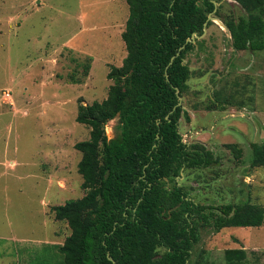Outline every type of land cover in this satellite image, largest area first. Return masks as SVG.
<instances>
[{"label": "rangeland", "instance_id": "374dc122", "mask_svg": "<svg viewBox=\"0 0 264 264\" xmlns=\"http://www.w3.org/2000/svg\"><path fill=\"white\" fill-rule=\"evenodd\" d=\"M220 3L224 14L241 15L234 1ZM128 13L125 0H0V264H62L59 245L70 228L51 207L84 194L74 144L89 127L75 120L77 104L107 96V73L126 56ZM211 17L185 56L187 118L178 129L219 163L186 170L179 182L196 202L248 199L264 208V166L248 160L251 144L264 141V50H234L223 18ZM210 99L224 109L209 108ZM105 130L112 138L115 120ZM227 143L242 150L240 159ZM240 247L243 264H264V214L258 227L200 229L192 259L225 264L224 250Z\"/></svg>", "mask_w": 264, "mask_h": 264}, {"label": "trees", "instance_id": "16d2710c", "mask_svg": "<svg viewBox=\"0 0 264 264\" xmlns=\"http://www.w3.org/2000/svg\"><path fill=\"white\" fill-rule=\"evenodd\" d=\"M125 1L126 56L107 73L112 84L104 99L77 104L75 120L89 127L88 138L74 144L81 154L77 172L84 194L51 207L54 219L70 228L59 245L62 264H208L192 259L200 229L258 227L264 208L248 199L196 202L179 182L186 170L219 163L202 142H184L178 129L186 116L178 96L190 76L185 56L202 43L186 39L203 33L215 8L234 50H264V0H232L241 10L236 18L213 0ZM218 103L210 99L208 107L224 109V102ZM112 120L115 135L108 138ZM225 146L240 159L235 143ZM248 160L250 167L264 166V141L251 144ZM223 257L225 264H243L246 251L227 248Z\"/></svg>", "mask_w": 264, "mask_h": 264}, {"label": "water", "instance_id": "95a60500", "mask_svg": "<svg viewBox=\"0 0 264 264\" xmlns=\"http://www.w3.org/2000/svg\"><path fill=\"white\" fill-rule=\"evenodd\" d=\"M213 4L215 5V7L217 6V5H216L217 2L214 1V0H213ZM214 11H215V8H214L213 12H214ZM213 12H211V13L208 14L207 19H206V21H205L204 24H203V26H204V28H203V33H202L201 35H197L195 32H193V33L191 34V36L188 37V38L186 39V42H189V41H190V42H194L195 39L200 38V37L205 33V31H206V27H205V26H206L207 22H208L209 20H213V17H211V14H212ZM173 57H174V56H173ZM173 57H172L171 59H173ZM175 91H176V93H178V89H177V88H175ZM180 102H181V97L178 96V103H177V105H179ZM109 259H112V258L109 257Z\"/></svg>", "mask_w": 264, "mask_h": 264}]
</instances>
